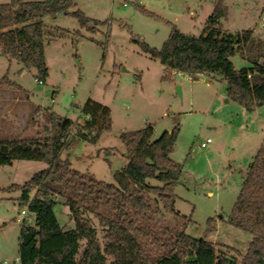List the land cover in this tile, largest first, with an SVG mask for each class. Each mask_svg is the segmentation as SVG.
Masks as SVG:
<instances>
[{
	"label": "rangeland",
	"instance_id": "obj_1",
	"mask_svg": "<svg viewBox=\"0 0 264 264\" xmlns=\"http://www.w3.org/2000/svg\"><path fill=\"white\" fill-rule=\"evenodd\" d=\"M215 1L74 0V8L92 20L88 28L64 12L43 17L47 76L37 81L34 70L20 71L16 61L0 53V140L27 136L44 140L56 130L58 118L76 119L86 99L100 102L110 109L111 128L96 143L74 138L62 157L69 159L73 169L114 182L113 171L127 163L121 131L152 124V139H157L178 126L171 158L183 165L175 208L191 217L186 232L240 260L251 235L229 223L228 217L264 136V105L248 111L229 99L222 77L189 78L169 71L171 78L164 80L165 66L140 46L144 42L160 49L172 26L199 35ZM223 1L227 6L221 19L223 31L251 29L255 39L264 40V0ZM231 60L236 69L251 65L238 54ZM207 137L211 142L200 147ZM45 167L46 163L32 160L0 166V188L23 184ZM19 196L20 190L0 192V264L5 260L19 264L15 260L21 210L27 211L25 224L41 230V250L60 263L75 264L60 236L61 228L73 227L68 207L38 205L43 217L37 226L35 214L28 212L27 204H19ZM154 218L173 219L161 205Z\"/></svg>",
	"mask_w": 264,
	"mask_h": 264
},
{
	"label": "trees",
	"instance_id": "obj_2",
	"mask_svg": "<svg viewBox=\"0 0 264 264\" xmlns=\"http://www.w3.org/2000/svg\"><path fill=\"white\" fill-rule=\"evenodd\" d=\"M75 6L74 0L0 3L1 55L16 61L23 70H34L40 81L48 75L42 18L64 12L87 27L91 18ZM226 14L224 1L216 0L199 35L172 26L160 49L144 42L140 46L165 66L162 79L169 80V71L173 70L222 77L228 98L252 111L264 105V40L255 39L251 29L223 31L221 19ZM235 54L251 65L236 69L231 60ZM80 115L86 119L77 135L79 140L96 143L101 133L111 128L110 109L100 102L86 99ZM72 123V119L58 118L56 130L44 140L32 136L0 140V166L11 165L14 160L46 163L23 184H11L0 192L20 190L19 204H27L37 226L43 217L38 205L67 206L73 227L61 228L60 236L75 264H264V136L228 217L229 223L251 235L239 260L219 252L203 237L190 236L186 228L191 217L175 208V191L183 172L182 163L171 158L178 126L157 139H152V124L121 131L127 163L113 171L114 182H105L90 172L73 169L69 159L62 157L74 141H61ZM150 179L161 184H151ZM159 205L173 217L172 221L154 218ZM24 221L19 235V264H63L41 250V230Z\"/></svg>",
	"mask_w": 264,
	"mask_h": 264
},
{
	"label": "built area",
	"instance_id": "obj_3",
	"mask_svg": "<svg viewBox=\"0 0 264 264\" xmlns=\"http://www.w3.org/2000/svg\"><path fill=\"white\" fill-rule=\"evenodd\" d=\"M174 75H182L184 74L183 72L180 71H172ZM187 74V73H185ZM187 76L189 78H191V74H187ZM86 117H83L81 115H79L76 119L73 120L72 125L68 128L67 134L66 136H64L61 141L62 142H69L71 140H73L74 138L77 137V135L79 134V132L83 131L82 127L84 125ZM211 142V139L209 137H207L205 140H203L200 143V147H206L209 143ZM27 215V211L26 210H21L20 216L19 218H17L18 221H21V223L24 221L25 216ZM16 263H20L19 262V258L15 260ZM1 264H8V262L5 260L3 261Z\"/></svg>",
	"mask_w": 264,
	"mask_h": 264
},
{
	"label": "crops",
	"instance_id": "obj_4",
	"mask_svg": "<svg viewBox=\"0 0 264 264\" xmlns=\"http://www.w3.org/2000/svg\"><path fill=\"white\" fill-rule=\"evenodd\" d=\"M20 71H24V70L20 68ZM191 75H197V74H191ZM69 154H70V152L67 153V155H69ZM107 160H110V159L107 158ZM124 166H125V165H124ZM122 167H123V166H122ZM122 167H120V168H122ZM120 168H119V169H120Z\"/></svg>",
	"mask_w": 264,
	"mask_h": 264
},
{
	"label": "water",
	"instance_id": "obj_5",
	"mask_svg": "<svg viewBox=\"0 0 264 264\" xmlns=\"http://www.w3.org/2000/svg\"><path fill=\"white\" fill-rule=\"evenodd\" d=\"M125 68H123V70H124ZM176 90L178 91V93H180V86L179 85H177L176 86ZM228 99H226V101H227Z\"/></svg>",
	"mask_w": 264,
	"mask_h": 264
}]
</instances>
